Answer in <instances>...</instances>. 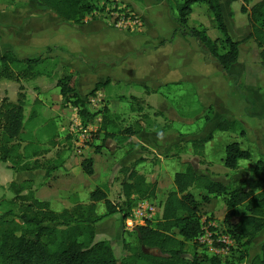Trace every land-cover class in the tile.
<instances>
[{"label": "rangeland", "instance_id": "374dc122", "mask_svg": "<svg viewBox=\"0 0 264 264\" xmlns=\"http://www.w3.org/2000/svg\"><path fill=\"white\" fill-rule=\"evenodd\" d=\"M161 1L93 0L96 8L87 18L89 21H99L101 30L111 28L118 31L124 39L132 38L144 34L145 29L151 24H158H153L151 19L157 21L158 17L165 16L167 22L170 21V15L168 12H162V9L156 17L148 12L152 3L158 5ZM178 1L182 2L183 0ZM258 1L221 0L224 19L233 39H243L251 31L249 10ZM28 8L47 9L37 0H0V20L5 15L6 25L11 27L3 30L4 39L0 34V53L6 51L7 41L15 43L18 39L16 27L19 25L22 15L18 16V12L15 10H27ZM171 13L173 17L177 15L175 9H171ZM132 18L138 19L136 25H133ZM188 24L189 26L205 27L208 35L212 38L223 36L221 31L216 28L206 5H194L189 15ZM71 25L75 24L71 23ZM93 28L95 27H90L91 30H87L84 27V29L81 28V32L89 34L91 31L97 30V28ZM95 36L98 39H91L88 46V50L92 52L101 51V36H103L101 31L95 33ZM157 42H160V38L157 39ZM199 44L197 47L200 48ZM218 45L221 52L226 50L222 39ZM23 47H21L23 53H16L20 58L39 55H45L47 58L28 71L24 64L14 66L11 77L2 74L3 67L0 63V111H2L4 103L16 102L21 97L25 98L24 132L20 140L16 142L17 153L14 159L12 158L13 160L11 158L2 159L0 155V217L11 210L14 214H7L8 217L17 220L15 213L18 214L23 204L27 203L28 193H32L41 200L49 201L54 210L61 211L64 208H71L75 203H90V192L101 186L107 191L109 198L119 205L120 210L96 223L95 240H108L116 257L121 259L128 254L124 242L129 246L138 244L136 229H125L123 217L129 208L121 189V181L126 175L127 167L133 165L139 157H144V160L138 162L135 168L147 180L157 184L158 190L152 201L158 205L159 203L162 205L167 192L174 188V175L185 168L186 162L194 163L198 172L214 171L215 178L211 177L215 180H223L228 183L232 181L245 182V188L251 187L253 191L254 188H259L257 183L252 181L254 176L251 172V162L247 163L242 160L240 167L229 169L219 159L221 156L219 152L225 151L224 145L239 140L236 139L238 138L237 134L215 132L219 116L213 113L211 105H204L203 101L199 99L196 88L189 81H182L181 85L176 88H172L171 85L159 84L160 81L153 78L156 75L155 70H157L153 64L154 59H124V56L114 57L113 55L106 59H91L84 56L86 54L82 52H71L67 47L60 45H53L51 53H47L48 47L32 48L28 45ZM139 50L144 51L145 48L141 47ZM260 51L261 48L254 39L245 40L240 45L239 68H251L258 71L257 73L255 71V77L245 73L246 90L243 89L242 95L251 93L254 87L257 88L256 78L264 88V65L261 64ZM192 52L194 53L195 50L192 49ZM198 52H195L194 56L192 55V59H202L200 56H203L204 47L202 52ZM216 63L218 65V62ZM68 64H75L83 69V73L77 78V85L82 96L88 99V109L91 112H96L93 123L96 124V120L101 118V109L104 106H107L110 111L108 117L114 122V125L108 129L115 134V137L108 138L105 146H102L101 134L100 138H94L91 143H86L85 147L81 149L82 151L70 147L72 143L74 144V136L69 132V129L75 115V107L61 106V96L56 85L59 76L69 71L64 68L68 67L64 66ZM199 66H204V64L198 61L193 65L197 70H199ZM212 66L208 70L211 73L209 87H216L223 72L221 70L219 72L218 68ZM189 67H192V64ZM108 77L109 80H107ZM119 77L122 78L119 79ZM99 81L107 83L94 90ZM92 90L95 92L90 93ZM212 102L217 103L215 99H212ZM258 105L255 107L256 110L259 113L263 112L264 105L260 103ZM33 109L37 110V116L31 120ZM208 115L210 119L212 117L211 120L206 119ZM49 119H55L58 127L55 139L57 144L53 147L46 144L48 137L42 129ZM100 124L101 121L97 120L96 130ZM127 128L139 130V132L128 134ZM210 132H213L214 135L212 142L214 146L210 149V154L216 153V150L219 151L218 154H215V158H211L213 163L207 162L205 155L202 157L195 153L191 145L193 139L205 137ZM147 136L152 138V142L155 143L151 144V147H157L156 152L138 142V139L142 140ZM176 140L179 143L177 146L176 143L171 144ZM159 141L162 144H157ZM98 145L101 147V152L96 151ZM132 150L136 154L131 153ZM85 157H92L94 160L93 175H87L80 165L81 160ZM58 163H61L62 166L52 169V166ZM16 184L22 185L24 189L18 192L15 188ZM191 191L199 200L206 194L202 189L192 188ZM210 197V201H201L200 204V214L205 230L210 227L209 225L213 221L221 225L227 212L224 196L211 195ZM97 212L99 214L105 212L102 201L98 203ZM161 212L162 209L159 213ZM263 241L264 230L252 242L249 256L242 257V253L238 249L235 251V257L232 258V264H250L251 259L261 252ZM152 252L156 251L152 250ZM201 252L209 256L216 255L206 244L195 245L193 242H189L185 256L193 259ZM218 256L227 258L229 254L224 255L220 252ZM203 264H209V261L205 260Z\"/></svg>", "mask_w": 264, "mask_h": 264}, {"label": "trees", "instance_id": "16d2710c", "mask_svg": "<svg viewBox=\"0 0 264 264\" xmlns=\"http://www.w3.org/2000/svg\"><path fill=\"white\" fill-rule=\"evenodd\" d=\"M43 7L53 11L62 21L81 24L85 18L95 10L93 0H37ZM172 9L177 11L176 19L179 28L177 33L190 35L201 43L224 70L234 65L240 55V45L244 40L254 39L261 48L260 60L264 65V0H259L249 10L251 31L243 40L233 39L224 19L221 0H169ZM206 5L211 13L212 20L222 37L213 39L207 33L205 27L189 26V15L194 5ZM222 39L226 50L220 51L218 42ZM167 40H163L165 43ZM53 48L48 47V52ZM47 57L20 58L13 50L0 53V63L3 67V75L12 76L14 66L24 64L26 70L44 62ZM69 71L59 76V87L64 107L73 106L78 110L84 122L93 121L96 112H91L87 107V98L80 95L77 87V71L71 67H65ZM109 80V78L107 79ZM107 82H97L94 90ZM91 91L90 93H94ZM23 96V95H22ZM135 98V96H133ZM24 106L25 98L21 97L16 102L9 101L3 104L0 127V155L2 159H14L17 153V141L24 132ZM101 124L93 133V138H100L102 134V146L110 137H115L109 127L114 125L109 117L107 106L101 109ZM37 116V110L33 109L30 119ZM210 119L209 115L206 117ZM43 132L47 135L49 146H56L58 127L55 119H49L43 126ZM216 130L223 132H235L239 136H245V130L237 120H229L221 117ZM128 134H136L139 130L127 128ZM213 139V132L205 137L193 139L191 145L195 153L204 155L205 145ZM71 148H74L72 143ZM96 151L101 152V147L96 146ZM252 153L243 148L241 143L233 141L225 146L224 165L229 169H236L241 159H251ZM12 159V160H13ZM144 160L138 158L133 165L127 167L126 175L121 181V189L125 202L129 208L124 214V220L132 214V210L141 199L152 200L158 190L155 182L147 178L135 168V165ZM94 160L85 157L80 165L87 175L94 174ZM58 163L52 169L61 167ZM255 173L264 174V159L260 158L253 167ZM174 188L167 192L162 209L157 217L147 220L145 224L136 228L138 244L129 246L124 242L128 254L118 259L113 247L108 240L96 241V223L102 218L119 212L120 208L108 196L103 187L98 186L90 192V203H75L71 208L56 211L49 201L41 200L32 193L27 194V203L23 204L20 211L15 213L17 220L8 217L13 211L0 217V264H203L205 260L209 264H232L235 251L239 249L242 257L249 256V249L260 233L264 230V189L254 192L245 189L242 182L232 181L224 183L213 179L206 173L198 172L192 162H186L185 168L175 173ZM18 192L23 186L16 184ZM192 188L202 189L206 192L199 200L191 191ZM224 196L227 212L221 223L222 233L228 234L234 244L230 248L229 257L222 258L218 255L209 256L201 252L193 259L185 256L187 244L193 242L202 244L198 238L204 233L203 221L200 214L201 201H210V196ZM103 202L105 212H97L98 203ZM214 230V228H213ZM146 249H150L149 252ZM155 250L156 252H152ZM242 260V259H241ZM250 264H264V241L261 252L256 254Z\"/></svg>", "mask_w": 264, "mask_h": 264}, {"label": "crops", "instance_id": "0c3cea01", "mask_svg": "<svg viewBox=\"0 0 264 264\" xmlns=\"http://www.w3.org/2000/svg\"><path fill=\"white\" fill-rule=\"evenodd\" d=\"M151 6L152 7L148 9V12H151L152 16H158L159 11L162 9V12H168L171 17L170 21L167 22V18H165V16L158 17L159 19L157 18V21L151 19L153 24H158H151V26H148V28L145 29L144 34H139L138 36L125 39L118 31L114 29L103 28L101 30V23H99V21H89L87 17L85 18V21L83 23H74L75 25H71L70 22L62 21L53 11L49 9H17L15 11L18 12V16L22 15V19L21 21L19 20V25L16 27L18 39H16L17 41L15 43H10L9 41H7L8 44L5 50H13L15 53L20 54L23 53L21 52V47L24 48L23 46L26 45L32 48H52L53 45H60L67 47L68 50H70L71 52H82L86 54L84 56L91 59H106L110 55H113L114 57L124 56V59H154L153 64L157 70H155L156 75L153 78L159 80V84H166V86L171 85L172 88H176L181 85L180 83L182 81H189L196 88L199 99L203 101L205 106L211 105V107L213 108V113H216L219 116V120L221 117H225L229 120H237L240 122L246 134L245 136H239L236 133L238 136V138L236 139L239 140L235 141L240 142L243 148L249 149L252 153V157L251 159H241V161L239 160L238 166L240 167V165L242 164V160L247 163L251 162V172L254 176L252 178V181L256 182L259 186V188H254V192H260L264 189V174L255 173L253 171V167L255 166L256 162L260 158L264 159V111L259 113V111H257L255 108L256 106H259V103L264 105V88L261 87L262 84L259 79L256 78L257 88L254 87V89L252 88L251 93L242 95V92L244 91L243 89L246 90L244 82L245 73L254 76L256 70L251 68L240 69L239 59L228 70H224L219 63L217 65V60L212 55H210L207 49L205 50V47L201 43L199 44V42L194 37L177 33L174 38L171 39L175 29L179 28V24L177 22L176 16H171L172 8L169 3V0H162L160 3H158V5L152 3ZM10 14L13 15V13ZM1 18L2 19L0 20V34H2V37L4 39L3 30L7 29L9 26L6 25L7 23L4 20L5 15H3V17ZM175 22H177V24H175ZM84 27L87 30H91L90 27H95L93 29L97 28V30L91 31L89 34H85V32H83L82 34L81 28L84 29ZM168 29L169 31H167ZM100 31L101 35H103L101 36V51H89V41L91 39H98L95 36V33ZM159 38L160 42L158 43L157 39ZM164 39L167 41L165 43H162ZM197 44L200 45V48L197 47ZM141 47H144L145 50H139ZM203 47L204 53H202L203 56H200V58L204 60L192 59V57L195 55V52H202ZM192 49L195 50L194 53L192 52ZM131 52L133 54H128ZM134 53L136 54L134 55ZM195 61L197 63L198 61L202 62L204 66H199V70H197L196 67H193V65L197 64ZM191 64L192 67H189ZM64 66L71 67L72 69L77 71L78 78L83 73V69H81L78 65L68 64ZM210 66L215 67L216 69L218 68L219 72H223L221 78H219V83H216V87H209L211 82V80H209L211 79V73L208 70ZM257 72L258 71H256V73ZM132 74L134 78H136L135 74ZM187 77L190 79H188ZM121 78L122 77H119V79ZM142 85L149 86L147 84ZM165 89L168 88L165 87ZM78 92L80 93L79 89ZM80 95L82 96L81 93ZM212 99H215L217 103L212 102ZM100 121H102V118H100L99 122ZM216 131L219 130H216L215 127V132ZM151 139L152 138H148L147 136L142 140L138 139V142H140L145 147H148L150 150L156 152L157 147H151V144H155L154 142H152ZM177 142L178 140L173 141V143L171 144L176 143L177 146V144H179ZM212 142L213 139L206 143L204 151V155L206 156L205 159L207 158V162L209 163H213V160L211 158H215V154H218L219 152L216 150V153L213 152V154H210V149H212V147L214 146ZM157 144L162 143H160L159 141L157 142ZM226 145H224V148ZM130 152H134V154H136L133 150ZM219 154L221 155L219 159H221V162H224L225 151L223 150L222 152L221 150ZM201 173H206L215 178L213 174L214 171L205 170V172ZM220 181L223 182V180ZM242 184L245 188V182ZM249 189L252 188L250 187Z\"/></svg>", "mask_w": 264, "mask_h": 264}, {"label": "built area", "instance_id": "2783aa9c", "mask_svg": "<svg viewBox=\"0 0 264 264\" xmlns=\"http://www.w3.org/2000/svg\"><path fill=\"white\" fill-rule=\"evenodd\" d=\"M133 25L138 23V19L131 20ZM97 120H100L98 118ZM96 124L91 122H84L82 117L75 108V115L73 116L69 132L74 136V148L78 151L85 147L86 143L93 138V133L96 131ZM161 209L156 202L150 199H141L137 202L136 206L132 210V214L124 220L125 229L133 230L139 225L145 224L147 220L155 219ZM210 227L205 230L204 234L198 238V241L202 244H206L213 250V253H223L224 255L230 253V248L234 244V240L226 233H222L221 225L213 221L209 225ZM214 228V230H213Z\"/></svg>", "mask_w": 264, "mask_h": 264}, {"label": "water", "instance_id": "95a60500", "mask_svg": "<svg viewBox=\"0 0 264 264\" xmlns=\"http://www.w3.org/2000/svg\"><path fill=\"white\" fill-rule=\"evenodd\" d=\"M146 251H147V252H149V251H150V249H146Z\"/></svg>", "mask_w": 264, "mask_h": 264}]
</instances>
